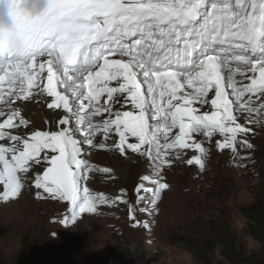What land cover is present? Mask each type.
Masks as SVG:
<instances>
[{
    "label": "snow or ice",
    "instance_id": "obj_1",
    "mask_svg": "<svg viewBox=\"0 0 264 264\" xmlns=\"http://www.w3.org/2000/svg\"><path fill=\"white\" fill-rule=\"evenodd\" d=\"M24 22L30 31L27 54H0V85H9L7 92L0 89L4 201L21 191L17 173L43 160L50 166L35 178V188L71 202L73 215L77 205L81 213L93 212L97 202H106L86 187L81 196V171L88 165L79 158L77 132L91 145L93 136L114 128L121 154L127 145L147 154L154 166H170L171 151L179 157L180 150L192 148L199 155L187 163L203 168L206 151L192 134L218 132L223 139L216 147L235 152L238 134L251 131L236 113L246 114L248 124L264 122V0H49L43 16ZM38 58L43 62L37 68ZM45 69L47 83L41 86L37 80ZM33 88L51 98L49 109L66 113L60 130L13 134L29 124L15 105L29 101ZM212 92L211 111L198 114L193 105L208 104ZM117 94H126L137 112L113 113ZM104 114L107 119L96 120ZM127 134L138 142L127 143ZM240 143L252 147L246 139ZM169 187L145 175L135 190L137 202L150 194L155 203ZM116 200L124 202L123 196Z\"/></svg>",
    "mask_w": 264,
    "mask_h": 264
},
{
    "label": "rangeland",
    "instance_id": "obj_2",
    "mask_svg": "<svg viewBox=\"0 0 264 264\" xmlns=\"http://www.w3.org/2000/svg\"><path fill=\"white\" fill-rule=\"evenodd\" d=\"M236 114L248 125L246 114ZM250 125L259 135L253 128L238 134L235 152L216 147L223 139L218 132L192 134L205 144L203 168L187 163L199 155L192 148L180 150L179 157L171 151L170 166H154L147 154L127 145L123 154L114 149L109 133L94 136L104 137L106 148L97 141L85 147L83 141L88 168L81 171V196L86 187L106 202H97L93 212L81 213L77 205L76 215L71 202L35 188L49 164L30 162L28 172L17 173L25 192L0 199V264H264V122ZM245 139L252 147L241 145ZM137 142L132 137L127 143ZM145 175L170 186L155 203L150 194L137 202L135 190Z\"/></svg>",
    "mask_w": 264,
    "mask_h": 264
},
{
    "label": "bare ground",
    "instance_id": "obj_3",
    "mask_svg": "<svg viewBox=\"0 0 264 264\" xmlns=\"http://www.w3.org/2000/svg\"><path fill=\"white\" fill-rule=\"evenodd\" d=\"M117 58H119V57H117ZM43 59H47V58L45 57ZM41 62H43V60L38 58L37 64H36L37 68L39 66V63H41ZM250 74L251 73H249V75ZM236 79H237L238 82H241V81L247 82L245 77L237 76ZM37 83H39L41 86L43 84L47 83L46 69H45V71L43 73L40 74V77L38 78ZM110 86L116 87L117 84H116L115 81H113V82L110 83ZM17 87H18V82H17ZM8 88H9V85H8L7 81H5L2 85H0V89H2L5 92L8 91ZM57 90L58 91H64V89L61 86H59V85H57ZM185 90L186 91H191V89H187V88H185ZM32 92H33V96H32V98L29 101H20V102H18L15 105L16 107H22V111H23V113L25 115V118L29 120V126L26 127V128H19L20 129V130L18 129L19 132H13V134H18V135L26 137L31 132L37 131V130H39V131H54V128L60 130L59 121L66 115L64 110L62 108L61 109H49L47 107V104L51 102V98L47 97L46 93H40L39 90L36 89V88H33ZM66 94L69 95V93H66ZM212 96H214V92L210 93L209 98H208L209 99V103L208 104H205V105L195 104V105H193L194 107H196L198 109V114H203L204 112H210L211 111L210 100H211ZM117 100H118V102L111 104V108H112L113 113L116 112V111H120L121 113H123L125 111L133 112V113L137 112V109L132 105L130 100H127V102H126V94H125L124 98H121L120 95L117 94ZM102 101H103V98L101 100V103H102ZM0 107H2V105H0ZM107 118H108V114H104L102 117H96V120L107 119ZM151 122H152V120H150V123ZM238 122L243 124V125H247L246 123H243V122H240V121H238ZM248 125H247L248 128H250V129L253 128L252 125H250V124H248ZM67 126L68 125H66V127ZM253 129H255V132L257 133L256 135H259V133H260L259 130L260 129H257V128H253ZM12 130H14V129H12ZM108 133L114 139V141H113V143L111 145L114 147V149H116L115 148V144L119 141V136L117 135V133H116L114 128L111 129ZM109 135H107V136L109 137ZM74 138H76L79 141V146H80V148L82 150V143L84 141L82 136H78L75 133ZM103 138L104 137H102L101 139H95V137L93 136L91 138L92 139V143L94 144V142L97 141L95 144L105 145L104 148H106L107 145H109V143L105 142ZM133 138L136 139L135 137H133ZM130 139H132V137L128 138V134H127V142ZM195 139L198 140L199 138L195 137ZM0 143H4V141H0ZM93 144L89 145V144L84 142L83 146L87 147V146H92ZM202 146L205 147V144H203ZM263 147H264V143H263ZM141 151L144 152L145 149L142 147ZM82 153H83V151L81 152V155H82ZM236 153H235V155H236ZM50 154L51 153H48V156ZM79 158L82 159V160H85L83 158V156H80ZM0 170H2V165H0ZM113 171L122 174L123 170L114 168ZM19 175L20 174H17V176H19ZM0 183H1L0 185H1V188H2V191H3V183L2 182H0ZM23 188L24 187L22 186L21 189L25 192V189H23Z\"/></svg>",
    "mask_w": 264,
    "mask_h": 264
},
{
    "label": "clouds",
    "instance_id": "obj_4",
    "mask_svg": "<svg viewBox=\"0 0 264 264\" xmlns=\"http://www.w3.org/2000/svg\"><path fill=\"white\" fill-rule=\"evenodd\" d=\"M49 0H0V54H27L30 31L25 20L43 16Z\"/></svg>",
    "mask_w": 264,
    "mask_h": 264
},
{
    "label": "water",
    "instance_id": "obj_5",
    "mask_svg": "<svg viewBox=\"0 0 264 264\" xmlns=\"http://www.w3.org/2000/svg\"><path fill=\"white\" fill-rule=\"evenodd\" d=\"M49 166H50V165H47V166L45 167V169H46L47 167H49ZM45 169H44V170H45ZM44 170H43V172H44ZM42 175H43V173H42Z\"/></svg>",
    "mask_w": 264,
    "mask_h": 264
}]
</instances>
